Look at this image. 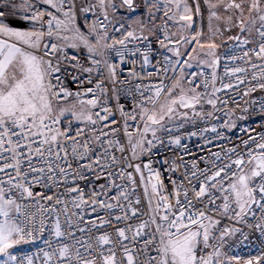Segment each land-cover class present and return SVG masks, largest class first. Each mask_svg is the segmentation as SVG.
I'll return each mask as SVG.
<instances>
[{"label": "snow or ice", "instance_id": "obj_1", "mask_svg": "<svg viewBox=\"0 0 264 264\" xmlns=\"http://www.w3.org/2000/svg\"><path fill=\"white\" fill-rule=\"evenodd\" d=\"M0 264H264V0H0Z\"/></svg>", "mask_w": 264, "mask_h": 264}, {"label": "built area", "instance_id": "obj_2", "mask_svg": "<svg viewBox=\"0 0 264 264\" xmlns=\"http://www.w3.org/2000/svg\"><path fill=\"white\" fill-rule=\"evenodd\" d=\"M233 53L231 52L230 50V46L229 44L226 45L224 48H223V51L221 53V61H220V66L218 68V75H219V78H218V81H217V86L220 85L221 81L223 83H231L233 80H234V77H229V76H226L224 75V64H225V56L226 55H232ZM229 66H236L234 64H230ZM149 71H151L152 69L149 68L148 69ZM198 69L197 68H193L192 71H197ZM205 72L207 75L210 76V70L207 69V67H205ZM247 83L243 84L242 86H239L237 88H235L234 90L232 91H222L220 93L221 97L223 98L225 95H227L229 98H232V99H235L236 100V103H239L241 106H243L244 104V100H247L249 99V97H244V99H239L237 97V93H239L240 95H243V92H244V88L247 87ZM70 87H72L73 89L76 88V85L75 84H71L70 83ZM261 93L259 92V90H257V93H254L253 95H256V96H259ZM223 114L221 113V116ZM221 123L223 122L222 120L220 121ZM248 123H251L252 126L255 128L256 127V124L254 121H249ZM259 130V129H257ZM231 135V140L234 142L236 141L237 139L241 138V133H240V129L239 128H236V129H233L232 132L230 133ZM247 133H244L243 136L246 137ZM186 143H189V144H192V143H198V141L195 140V138H193L192 141H186ZM227 143V141L225 142ZM145 209H146V204H145ZM41 245L39 244V242H37L35 245L31 246V248H25L24 250H34L35 247H40Z\"/></svg>", "mask_w": 264, "mask_h": 264}, {"label": "rangeland", "instance_id": "obj_3", "mask_svg": "<svg viewBox=\"0 0 264 264\" xmlns=\"http://www.w3.org/2000/svg\"><path fill=\"white\" fill-rule=\"evenodd\" d=\"M201 4H203V2H201ZM197 22L198 23H201V21L199 20V18H197ZM202 27H203V30L205 32H207L208 30V23H207V9H204V19L202 21ZM233 33L229 32L227 33V35H232ZM217 43L220 44V47L217 49V52L219 55H221L222 51H223V48L224 46L228 45V42L227 41H223L221 42L220 40H217ZM190 50V49H189ZM182 62V61H181ZM206 67V66H205Z\"/></svg>", "mask_w": 264, "mask_h": 264}, {"label": "crops", "instance_id": "obj_4", "mask_svg": "<svg viewBox=\"0 0 264 264\" xmlns=\"http://www.w3.org/2000/svg\"><path fill=\"white\" fill-rule=\"evenodd\" d=\"M201 2H203V0H201ZM204 9H206V7H205ZM224 47H225V46H224Z\"/></svg>", "mask_w": 264, "mask_h": 264}]
</instances>
